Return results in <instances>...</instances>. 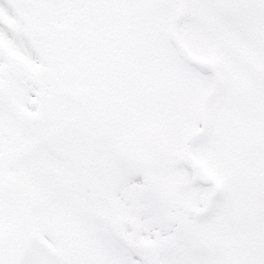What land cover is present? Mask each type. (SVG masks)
Returning <instances> with one entry per match:
<instances>
[{
    "label": "snow or ice",
    "instance_id": "snow-or-ice-1",
    "mask_svg": "<svg viewBox=\"0 0 264 264\" xmlns=\"http://www.w3.org/2000/svg\"><path fill=\"white\" fill-rule=\"evenodd\" d=\"M0 264H264V0H0Z\"/></svg>",
    "mask_w": 264,
    "mask_h": 264
}]
</instances>
